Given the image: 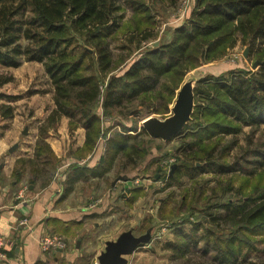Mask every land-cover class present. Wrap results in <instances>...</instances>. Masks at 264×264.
I'll list each match as a JSON object with an SVG mask.
<instances>
[{"label": "trees", "instance_id": "16d2710c", "mask_svg": "<svg viewBox=\"0 0 264 264\" xmlns=\"http://www.w3.org/2000/svg\"><path fill=\"white\" fill-rule=\"evenodd\" d=\"M181 1L0 0V67L40 64L54 106L38 126L32 156L15 161L12 179L40 189L50 184L61 160L46 138L61 117L70 132L84 129L83 145L70 155L87 157L101 139L105 147L93 167L68 166L59 201L78 182L133 171L145 157L147 133L113 124L115 116L166 114L187 72L240 42L257 69L199 79L189 122L167 140L178 145L166 186H185L180 201L195 221L176 224L166 248L175 264H264V0H194L167 40L156 41L159 19ZM12 80L0 73V88ZM0 116L11 118L12 108L0 105ZM109 122L121 131L108 135ZM124 193L130 206L142 189Z\"/></svg>", "mask_w": 264, "mask_h": 264}, {"label": "rangeland", "instance_id": "374dc122", "mask_svg": "<svg viewBox=\"0 0 264 264\" xmlns=\"http://www.w3.org/2000/svg\"><path fill=\"white\" fill-rule=\"evenodd\" d=\"M193 4L194 0H182L178 8L169 17L163 20L159 19L156 41L159 39L166 41L168 29L179 25L186 19ZM120 43H124V41L117 40L114 45ZM248 55V47L242 46L238 42L223 57L187 72L175 91L166 114L149 112L127 120L115 116L112 120L113 124L115 121L125 122L129 125L131 123L140 130L144 129V124L147 121L155 120L162 123H175L176 132L174 134L182 131L189 122L194 109L193 88L196 82L208 74L219 75L230 70L257 69L258 66L255 69L252 67L255 63H252V55ZM256 63L258 62L256 61ZM0 73H8L13 77L10 83L0 88V105H9L13 110L11 119L0 116V136L5 133L7 128L14 126L18 138L26 140L28 136L37 133L38 126L52 110V96L50 98L48 94H52V86L42 66L35 62H23L18 68L12 69L0 67ZM99 111L100 108H98ZM111 123H106L107 126L105 127L112 126ZM114 131L120 132L121 128H118V125H113L108 135ZM52 133L54 134V131ZM143 139H145L143 150L146 152L144 159L133 171L118 175L125 177L126 180H119L112 184L118 177L112 171L104 178L76 183L75 192L69 195L74 196L78 192L81 199L78 201L74 199L71 203L80 202L90 208L95 205L97 211H102L94 214V218L84 217L83 219V223L86 222L87 228L95 236L91 241L93 247L84 253L87 257L84 262L86 264H88V258L92 253L102 249L103 240L107 246L115 243L126 247L128 243L140 240L144 246L150 244V249L139 250L143 251L145 255L141 258L140 263L175 264L172 259V252L166 248V244L174 241L173 229L176 224L183 223L188 228L190 225L184 222L185 219L189 217V221L192 219L195 221V217L189 216L187 208L180 201L182 195L185 194V190L182 189L185 186H166L167 175L171 174V166H176V158L173 156L178 143L175 140L151 138L148 134ZM26 143L28 144V142ZM104 144L105 139H101L97 145L100 155L104 153ZM68 152L71 154L73 151L70 149ZM239 184L240 180H237L235 188L239 187ZM135 187H141L142 193L140 195L142 196L139 195L128 206L126 204L128 202L126 199H122L121 195L127 196L128 194L124 192ZM92 226L95 227L92 228ZM72 233L70 236L73 235ZM57 234L63 237L60 235L61 233L57 232ZM98 236H101V240L95 244ZM66 246H69V243H66Z\"/></svg>", "mask_w": 264, "mask_h": 264}, {"label": "crops", "instance_id": "0c3cea01", "mask_svg": "<svg viewBox=\"0 0 264 264\" xmlns=\"http://www.w3.org/2000/svg\"><path fill=\"white\" fill-rule=\"evenodd\" d=\"M48 94L51 98L52 94ZM53 107L52 105V109ZM16 134L17 131L12 126L0 136V236L5 241V257L0 259V264H83L87 258L84 253L93 247L91 241L95 237L87 228L86 222L83 223V219L94 218V214L102 211H97L95 205L90 208L80 202L71 203L74 199H81L78 192L61 201L59 198L63 192L64 172L68 166L77 163L93 167L102 155L97 150L99 146L85 158H75L68 154L70 149L74 152L83 145L84 129L78 128L70 132L68 120L61 117L54 134L50 132L46 138L61 162L50 184L40 189L38 186H28L25 181L16 185L12 179L15 161L20 157L32 156L37 137V133H34L22 140ZM74 190L76 189L73 188L71 193ZM57 232L63 237L58 236ZM45 237L60 239L65 247L44 252L40 243ZM100 240L101 236H98L95 244ZM104 243L105 240L101 250L90 255L88 264H99V260L112 249L118 264H143L140 261L145 255L139 250L150 249V244L144 246L140 240L130 249L125 245L115 247V243L108 246Z\"/></svg>", "mask_w": 264, "mask_h": 264}, {"label": "water", "instance_id": "95a60500", "mask_svg": "<svg viewBox=\"0 0 264 264\" xmlns=\"http://www.w3.org/2000/svg\"><path fill=\"white\" fill-rule=\"evenodd\" d=\"M257 66H258V63L256 62L252 65L254 69ZM136 112L137 110H133L131 112V115L135 114ZM144 130L151 138H162V139L168 140L173 135H175L174 133L176 132V125L175 123H166V122L162 123L160 121L150 120L144 124ZM171 168L173 169L175 168V166H172ZM119 180L123 181L126 179L125 177L119 176L118 178L114 180L112 184L116 183ZM136 242L137 241L128 243L127 248L130 249L132 246L136 245ZM119 246H122V245H116L115 247H119ZM113 252H114L113 249L109 250L108 253L99 260V264H118L115 261Z\"/></svg>", "mask_w": 264, "mask_h": 264}, {"label": "built area", "instance_id": "2783aa9c", "mask_svg": "<svg viewBox=\"0 0 264 264\" xmlns=\"http://www.w3.org/2000/svg\"><path fill=\"white\" fill-rule=\"evenodd\" d=\"M41 249L44 252H49L51 249L56 248H64L65 245L60 239H53V238H42L40 243ZM5 247V241L4 238L0 236V259H3L5 257L3 253V248Z\"/></svg>", "mask_w": 264, "mask_h": 264}]
</instances>
